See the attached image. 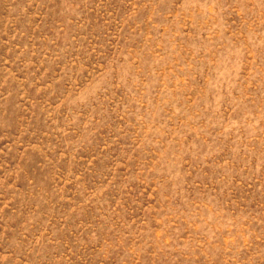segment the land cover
Instances as JSON below:
<instances>
[{
  "label": "rangeland",
  "instance_id": "374dc122",
  "mask_svg": "<svg viewBox=\"0 0 264 264\" xmlns=\"http://www.w3.org/2000/svg\"><path fill=\"white\" fill-rule=\"evenodd\" d=\"M0 264H264V0H0Z\"/></svg>",
  "mask_w": 264,
  "mask_h": 264
}]
</instances>
